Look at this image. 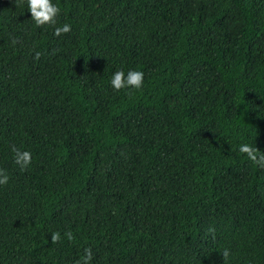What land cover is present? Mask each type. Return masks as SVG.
<instances>
[{
    "label": "trees",
    "instance_id": "trees-1",
    "mask_svg": "<svg viewBox=\"0 0 264 264\" xmlns=\"http://www.w3.org/2000/svg\"><path fill=\"white\" fill-rule=\"evenodd\" d=\"M53 2L0 0V264H264V0Z\"/></svg>",
    "mask_w": 264,
    "mask_h": 264
},
{
    "label": "clouds",
    "instance_id": "clouds-1",
    "mask_svg": "<svg viewBox=\"0 0 264 264\" xmlns=\"http://www.w3.org/2000/svg\"><path fill=\"white\" fill-rule=\"evenodd\" d=\"M25 10L30 14L28 20L37 28L42 26H54L52 34L60 36L62 33H68L71 30L69 23L57 25V16L60 12L58 5L53 0H21ZM40 53L35 52L33 59L39 58ZM144 73L138 69H117L113 71L108 78V85L113 91H130L138 90L143 85ZM236 150L243 154L246 159L257 167L264 169V152L257 149L253 143L241 142L237 145ZM13 161L21 169L24 170L31 163V152L28 150H20L13 148ZM9 176L4 169H0V186L7 184ZM64 237L71 241L73 239L70 231L65 232ZM51 242L61 239V233L52 231L49 233ZM225 250L223 255L228 256ZM92 258V250L88 247L83 249L82 256L76 261V264H89Z\"/></svg>",
    "mask_w": 264,
    "mask_h": 264
}]
</instances>
